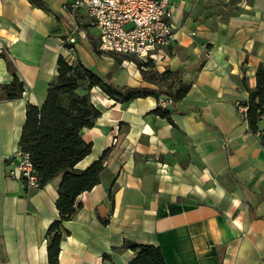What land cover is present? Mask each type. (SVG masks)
<instances>
[{
  "label": "crops",
  "instance_id": "0c3cea01",
  "mask_svg": "<svg viewBox=\"0 0 264 264\" xmlns=\"http://www.w3.org/2000/svg\"><path fill=\"white\" fill-rule=\"evenodd\" d=\"M42 1L50 12L0 0V85L13 79L7 62L23 84L17 99L0 92V264H48L60 176L31 189L7 173L25 108L42 105L59 56L116 86L177 88L94 52L98 31L85 12L71 13L76 0ZM173 4V41L154 71L176 72L189 89L166 105L170 121L154 113L155 97L121 104L88 92L99 116L82 131L91 152L75 169L102 159V172L62 223L56 264H128L135 253L125 241L158 247L165 264H264V116L253 132L242 111L264 66V0Z\"/></svg>",
  "mask_w": 264,
  "mask_h": 264
},
{
  "label": "trees",
  "instance_id": "16d2710c",
  "mask_svg": "<svg viewBox=\"0 0 264 264\" xmlns=\"http://www.w3.org/2000/svg\"><path fill=\"white\" fill-rule=\"evenodd\" d=\"M28 1L35 7L50 12L44 1ZM93 50L100 53L95 46ZM128 57L126 56L127 59ZM135 64L144 78L147 73L145 70L150 69L153 62L135 59ZM6 66L13 79L9 84L0 85V92L7 100L17 99L23 91V84L16 78L8 62ZM156 74L162 79L177 75L176 72L171 71ZM95 87L111 100L121 104L149 96L155 97L157 101L161 96L178 101L189 89L187 85L180 83L175 91L171 88L162 90L150 87L116 86L98 77L79 62L69 64L62 57L57 58L56 73L48 84L42 105L40 107L27 105L25 108V121L18 141L19 150L29 156L39 187L60 176L55 201L59 220L49 226L45 236L48 264L57 263L62 236L61 226L79 209L80 204H75L77 197L97 185L102 172V159L83 171L75 169V165L91 152V144L86 143L81 134L82 131L92 128L99 116V111L92 105L88 95V92ZM244 106L249 129L257 132L258 122L264 116V66L262 65L256 69L255 86L253 89H248V101ZM154 113L170 121L168 111L157 107ZM260 143L264 147V131L261 132ZM107 197L112 202L111 189L108 190ZM106 222V219L103 220V223ZM122 249H129L135 253L128 264H165L158 247L125 241ZM104 258L106 259L107 256L105 255Z\"/></svg>",
  "mask_w": 264,
  "mask_h": 264
},
{
  "label": "built area",
  "instance_id": "2783aa9c",
  "mask_svg": "<svg viewBox=\"0 0 264 264\" xmlns=\"http://www.w3.org/2000/svg\"><path fill=\"white\" fill-rule=\"evenodd\" d=\"M174 1L180 0H76L72 12L82 10L91 19L103 53L133 56L137 60L158 62L173 41ZM73 43V38H69ZM169 98L159 99L165 109ZM243 114L246 107H242ZM8 177L22 180L28 188H39L29 156L20 150L10 159Z\"/></svg>",
  "mask_w": 264,
  "mask_h": 264
},
{
  "label": "rangeland",
  "instance_id": "374dc122",
  "mask_svg": "<svg viewBox=\"0 0 264 264\" xmlns=\"http://www.w3.org/2000/svg\"><path fill=\"white\" fill-rule=\"evenodd\" d=\"M115 57H117L114 61H115V64H121L123 61H128V62H131V66L130 67H126V69L129 71V72H133L134 74L136 73H140V71L138 70L136 64H135V59L132 58V57H128V59L126 57H120L119 55H114ZM137 62V61H136ZM152 67L150 69H146L145 72H147L143 78L142 76V79L144 81H149V82H152L153 84L155 85H160V83L162 82V84H167L169 85L170 87L171 86H174V85H179V81L177 79V76L176 77H168V78H161L159 75H157L156 71H154V68H155V64L153 63L151 65ZM131 69V70H130ZM151 72H155V73H151ZM133 75V74H132ZM141 75V73H140ZM143 75V74H142ZM134 77H132L133 79ZM166 79V80H165ZM168 79V81H167ZM177 87V86H175ZM166 89V87H165ZM172 89V88H171Z\"/></svg>",
  "mask_w": 264,
  "mask_h": 264
}]
</instances>
